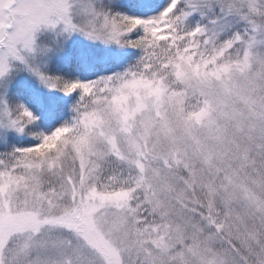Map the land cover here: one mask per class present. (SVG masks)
<instances>
[{"label":"snow or ice","instance_id":"obj_1","mask_svg":"<svg viewBox=\"0 0 264 264\" xmlns=\"http://www.w3.org/2000/svg\"><path fill=\"white\" fill-rule=\"evenodd\" d=\"M0 264H264V0H0Z\"/></svg>","mask_w":264,"mask_h":264}]
</instances>
